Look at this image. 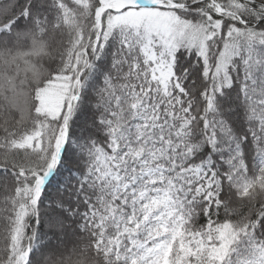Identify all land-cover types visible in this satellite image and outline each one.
<instances>
[{"label":"snow or ice","instance_id":"obj_1","mask_svg":"<svg viewBox=\"0 0 264 264\" xmlns=\"http://www.w3.org/2000/svg\"><path fill=\"white\" fill-rule=\"evenodd\" d=\"M0 264H264V0H0Z\"/></svg>","mask_w":264,"mask_h":264}]
</instances>
